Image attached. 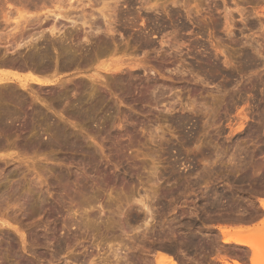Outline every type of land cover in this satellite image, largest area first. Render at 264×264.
I'll list each match as a JSON object with an SVG mask.
<instances>
[{"label":"rangeland","instance_id":"1","mask_svg":"<svg viewBox=\"0 0 264 264\" xmlns=\"http://www.w3.org/2000/svg\"><path fill=\"white\" fill-rule=\"evenodd\" d=\"M147 1L119 0L114 51L104 59H131L143 66L127 78L90 65L83 76L89 87L69 97L85 96L87 107L103 97L90 121L70 119L66 111L71 105L65 101L47 113L51 124L69 130L67 138L41 150L32 135L40 129L36 123L32 133L13 134L8 137L11 148L1 149L13 157L0 165V183L7 185L0 194V264H120L117 253L128 249L137 254L122 264H158L159 253L148 252L145 244L143 254L140 246L147 213L139 201L146 198L147 204L153 201L156 215L148 219L150 231H156L148 241L161 238L162 228L192 218L200 222L205 248L184 247L187 257L204 258L199 264H218V258L224 264H264V245L255 253L224 244V235L218 234V228L247 233L264 225V0H151L149 8ZM12 10L9 28L3 23L0 34L14 27L18 15ZM31 71L0 67V73L21 78ZM96 71L103 79L91 82L87 75ZM60 77L75 83L81 76L69 72ZM33 88L46 96L55 87ZM45 132V140L53 138ZM12 169L16 174L10 177ZM37 194L46 199L40 211ZM107 225L112 226L109 232ZM165 240L164 246L174 245V238ZM190 261L186 264H194Z\"/></svg>","mask_w":264,"mask_h":264},{"label":"bare ground","instance_id":"2","mask_svg":"<svg viewBox=\"0 0 264 264\" xmlns=\"http://www.w3.org/2000/svg\"><path fill=\"white\" fill-rule=\"evenodd\" d=\"M150 1L151 0L146 2L147 7L151 3ZM118 5H119V0H0V28H3L4 26H7V28H9L10 25L8 26V24L10 23L9 21L11 20V17H9V14L12 13L11 10L13 8L16 10L17 15H18L17 18H15L16 21L14 22L15 23L14 27L12 26L11 27L12 29H10V31H7L8 33H6L4 31L5 33L0 34V67L5 68L7 70H10V69L12 70L14 68L15 70L25 69V71L26 70L31 71V69H33L35 72H37V77H36V75L34 76V74H36V73L33 74L31 71V73L33 75H31V76L29 75L26 78H21V77L16 76V75H10L8 73H0V151L2 148L4 150L6 148V146L8 147L10 144L12 145V143H10L8 141V137L10 138V136L12 137L13 134L20 133V132L24 133L26 131L27 132L31 131V130L33 131L36 123H37L36 124L37 126H40V129L38 127L39 130L36 129L37 127L35 128L37 135L34 134L35 131H33L34 133H32V131H31V133H32L33 137L37 138L35 141H37V146L41 150L46 149V148L48 149L49 147H52L53 145H57L56 144L57 142L55 141V139L58 140L61 138H67L69 135V130L65 126H62V123H61V125H59L58 123H55L56 125H54L53 122L51 124V121H52L51 116L52 115L50 116L47 113V111L49 112V110L54 111L53 109H51L52 106H53L52 108H54V106H57L58 104L60 105L62 102L68 101V104L71 105L69 110H67V111L65 110L66 114L69 115V118L71 117L72 119H75L73 117H76V119L79 118L80 121H82V120L83 121H90V119L93 117L94 111L96 112V109H98L101 106V104H102L101 102L103 101V97H98L96 100L95 99L92 100V105L87 107V105H85L86 98L84 100L85 96L82 97V95H83L82 92H84L89 87L88 86L89 84H87V82L84 80L83 76H85L87 74V72L92 70V69L88 68L90 65L92 67L95 66V68L98 70H103L105 72H108L109 74L112 73L111 75L114 74L115 76H117L119 74H126V75H124V77H127V78L131 77L133 75V72L135 71L136 68L143 66L141 63L136 62V61H132L131 59H113V57H112L109 60H104L105 58H108V56L111 55L114 51V49L112 51L111 47H113V43H114L113 42V40H114L113 35L118 30V29L116 30L117 26H115L117 24V21H118L117 19H119V17L117 16V13H121V12H117L119 10V9L117 10ZM144 5H145V3H144ZM6 7L8 8V10L9 9L10 10L9 11L5 10ZM227 7L228 6H226V9L228 10ZM30 9H35L36 12H34L32 10L30 13L29 12ZM26 10H28V11H26ZM3 23H6V24L8 23V24L4 25ZM12 24H13V22L11 23V25ZM1 26H3V27H1ZM120 26H122V25H120ZM4 29L6 30V27ZM35 29L37 31L32 32V30H35ZM27 49H28V51H27ZM24 50L27 52H24ZM145 50H147V49H145ZM263 60H264V58H263ZM87 69H89V70H87ZM142 69H143V67H142ZM47 72L48 73L51 72L52 75L45 76L46 74H48ZM69 72L73 73L74 75L78 74L79 77L80 76L81 77L75 83H70V82L68 83L67 80H66L67 82L64 81V79L61 78L60 76L62 74H66ZM96 72L89 75V76L87 75V78L91 79V82L103 79L101 74H99L98 72L96 73ZM43 74H45V75L43 76ZM121 77H123V76H121ZM125 81H126V79L122 78L118 82L122 83ZM14 85H16V86L14 87ZM35 85H37L38 87H41V88L50 87V86H53L55 88H54V91H52L51 93L49 92V94L46 96H43L39 91L36 92L34 90L33 86H35ZM115 86H117V85L115 84ZM74 90L80 91L82 95L80 94L81 95L80 97L76 96L77 94L73 95V97L76 96V98L74 97L71 99L69 97H71V93ZM24 93H26V94L29 93V96L31 97L32 102H31V100L30 101L27 100L26 96L24 97ZM50 101L53 102V105L51 104ZM29 102H31V103L29 104ZM88 102H89V99H88ZM88 105H89V103H88ZM45 108L47 110H45ZM104 109H105V107H104ZM49 113L51 114L52 112L50 111ZM36 117H37V121H36ZM69 118H67V119H69ZM17 122L20 124H18ZM46 130L49 131L48 133H49V135L51 134L50 136H53V138L51 137L52 139L45 140V138L43 137L44 136L43 134ZM26 135H27V133H26ZM17 136H19V135L16 134V137ZM20 138H21V136H20ZM32 139L33 138L31 137V141H33ZM13 144H14V142H13ZM108 150L106 149V151H108ZM102 151L104 153L106 152L103 149H102ZM109 152L110 151H108V153ZM111 152L115 153L113 150ZM11 153L12 152H10V154ZM108 153H107V155L111 156L112 153L111 154H108ZM5 154H7V155H2V153L0 152V160H2V161H0L2 163V164L0 163V165H3V162H5L7 159L6 157H8V158L10 156L13 157V155H10L9 153H5ZM8 162H9V160H8ZM8 162H6L7 165H8ZM118 162L119 161H117V164H118ZM9 164H10V162H9ZM116 167H118V166L116 165ZM155 168L153 169V170H155L154 171L155 176H158V171H159L157 169L158 167L156 169ZM1 169L4 170V167ZM8 170H9V168H8ZM153 170L151 172H153ZM11 171H9V172L6 171L10 177L12 175L14 176L16 174L15 173L16 171L14 172L15 174L13 173V169ZM6 172L3 174H6ZM2 176L3 175H1V177ZM8 178L9 177L7 176L6 179H8ZM6 179H4V180L6 181ZM4 180L2 179L3 182H4ZM5 185H6L5 183L4 184L0 183V194H4L7 192L6 191L7 185L6 186ZM17 191H19L18 186L15 187V192H17ZM156 194H157V192H156ZM156 194L154 193V195H156ZM3 198L4 197H2V200H3ZM143 198H145V197H143ZM44 200L46 201L45 197L37 194V210L39 208L38 211L41 210ZM149 200H150V198H149ZM209 201H212V200H210V198H209ZM87 202L90 205V202L88 199H87ZM30 203H31L30 206L34 205L33 201L32 202L30 201ZM139 203L142 206V209L146 210L145 213H147L146 217L144 218L145 219V222H144L145 227H143L145 229V232L143 231L144 237L142 236L141 233L138 232L139 234H141V236L144 238V240L143 241L141 240L142 241L141 243H143L141 245L139 244L140 239L138 240L139 242L137 243V238H135L133 240L131 237L132 241H134V243L136 241V244H139L140 246H142L143 249L145 247V244H149V245H147V246H149L148 247L149 249L147 247H145V250L142 249L141 251H142V253H143V251L147 252L146 251V248H147V250H149L148 252H150V251L155 252L156 251L157 253H159V255L157 254L158 255V259H157L158 264H186L189 259L187 261L185 259L189 258L190 254H192V253H190V254L188 253L189 256L187 257L185 254L186 249L190 248L192 250L191 247L195 248L196 245L199 244L200 241H202L203 236H204L201 232V229H200L201 227L199 228L197 226L198 224L196 222H199V221L194 222L195 220H192V218H191L190 221L187 219L189 222L188 221H186V222L181 221V223H179L180 224L179 226H177V227L175 226L176 228L171 227V226L169 227V225H168V228L166 231H165V227H164V230L162 228V230L159 231L160 233L157 232L161 238L157 239V237H156V239L157 240L160 239V241H162L161 242L162 245L158 247L157 243H159V245H160V242L157 240L155 241V239H154L155 237L153 238V240L148 241V237L151 236V233H154V231H155V230L153 232L150 231L151 230L150 226H153V225L150 224L151 222H150V220H148V219L154 220L155 219L154 217L156 216V215L153 216L154 213L152 214L153 209L151 210V208H150V206L152 204L151 203L147 204V198L144 200L141 199L139 201ZM212 203H210V204L212 205ZM261 204L264 207V201H262ZM211 207H213V206H211ZM126 208L128 209V207H126ZM104 210H105V208H102L101 213L105 212ZM218 211H220V210H218ZM203 213H205V212H203ZM213 215H212V217H213ZM220 215H222V214H220ZM121 216H123V214H121ZM140 218L141 217H136L135 219L137 221ZM182 218H184V217H182ZM206 218H208V217H206ZM174 222H176V220ZM262 223H264V222H262ZM4 224L5 223H3V227L5 226ZM205 225H203V226H205ZM87 226H88V224H87ZM87 226H85V230H88L89 227H87ZM263 226L261 225V228L257 227L255 229H253V232L251 231V232H247V233H245L244 230H238V231L232 232L229 229L220 228V231L224 235L223 243L224 244H230V245H231V243L232 244L235 243V244H239L242 246H246V247L250 248L253 252L256 253L264 245V243H262L263 241L260 240L262 237L260 235V233L263 232V230H264ZM111 227H109L107 225V226H104V229L106 230V232H109L112 229ZM154 227H152V230ZM121 229H122V227H121ZM136 231H141V230L138 228V230H136ZM199 236L202 238H199ZM205 236H208V235L206 234ZM211 236H212V234H211ZM168 238H170V239L174 238V240H173V241H175V242H173L174 245H170L172 243L168 244V246H164L166 243L163 245V243H164L163 239L164 240L166 239L167 243H168ZM204 238L206 239V237H204ZM149 239H152V238H149ZM144 241L146 243H144ZM155 242H157V243H155ZM169 242H170V240H169ZM202 242H201V245L204 244V242L203 243ZM207 242L205 240V243H207ZM218 244H220V243H218ZM199 245H198L197 249H199ZM207 246H210L209 243ZM132 248H134V247L132 246ZM155 248H156V250H155ZM194 248H193V250H194ZM203 248H205V247H203ZM211 248H213V247H211ZM210 249H208V250H210ZM111 250L112 249L110 248L109 251H111ZM138 250H139V248H137V251ZM195 251H197V250L195 249ZM119 252H120V250H119ZM134 252H136L135 249L132 251H130V249H128L125 252H123V255L120 252L122 255V256L120 255L121 257L118 256L120 253H117V260L116 259L115 260H116V262H118L120 264H122L121 261H124V260H125L124 263H128V261H127L128 259L126 260V258H130L131 255H129V254H131V253H132V255H135ZM187 252H189V251H187ZM208 252H210V251H208ZM110 253L116 257L115 253H113V252H110ZM136 254H137V252H136ZM136 257H134V258H136ZM193 257H194V255H193ZM184 260L186 261V263H184ZM190 260H192V259H190ZM232 261H233L232 262L233 264H242L237 260H232ZM255 261H256V259L254 258L252 262L254 263ZM190 262H193V261H190ZM71 264H73V263H71ZM90 264H96V263L91 262ZM225 264H229V263L226 262Z\"/></svg>","mask_w":264,"mask_h":264},{"label":"flooded vegetation","instance_id":"3","mask_svg":"<svg viewBox=\"0 0 264 264\" xmlns=\"http://www.w3.org/2000/svg\"><path fill=\"white\" fill-rule=\"evenodd\" d=\"M201 247H202V245L199 246V249L203 250V249H204V248H203L204 246H203L202 248H201ZM195 249H196L197 251L199 250V249H197V247L194 248V250H195ZM188 259H189V260L192 259V261H193L195 264H196V263L198 264V263H199L198 261H203V260H204V258H197V259H195V258H188ZM211 259L213 260V258H211ZM195 261H196V262H195ZM216 262H217V263H220V261H219L218 259L216 260Z\"/></svg>","mask_w":264,"mask_h":264},{"label":"crops","instance_id":"4","mask_svg":"<svg viewBox=\"0 0 264 264\" xmlns=\"http://www.w3.org/2000/svg\"><path fill=\"white\" fill-rule=\"evenodd\" d=\"M218 231H219V234L222 235L221 232H220V228H218ZM218 260L220 261V263H218V264H224V262L221 261L219 258H218Z\"/></svg>","mask_w":264,"mask_h":264}]
</instances>
